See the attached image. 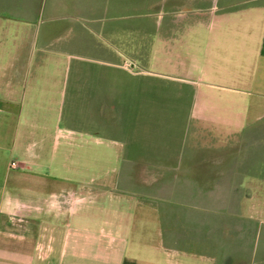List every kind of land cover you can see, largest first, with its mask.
<instances>
[{
	"label": "crops",
	"instance_id": "obj_1",
	"mask_svg": "<svg viewBox=\"0 0 264 264\" xmlns=\"http://www.w3.org/2000/svg\"><path fill=\"white\" fill-rule=\"evenodd\" d=\"M196 41L200 79L247 91L215 115L229 142L202 186L230 193L202 228L112 197L78 151L118 135L136 161L126 107L153 105L160 76L197 85L174 49ZM0 264H264V0H0Z\"/></svg>",
	"mask_w": 264,
	"mask_h": 264
},
{
	"label": "rangeland",
	"instance_id": "obj_2",
	"mask_svg": "<svg viewBox=\"0 0 264 264\" xmlns=\"http://www.w3.org/2000/svg\"><path fill=\"white\" fill-rule=\"evenodd\" d=\"M189 45L190 55L184 48ZM174 49L180 52L184 66L195 74L197 85L190 87L189 83L183 82L177 75L169 78L160 76L156 80L153 105H147L145 100L140 106L126 107L125 113L137 121L122 122V129H131L130 126H133L132 130L142 135L128 139L129 146L139 149L137 155H132L138 157H134L137 162L129 154L121 153L119 149L126 139L118 135L110 139L112 143L106 138L96 139L94 143L90 142L92 148L78 151L82 154L81 162L93 166L97 172H104L105 183L109 179L107 184L110 185L106 188H110L112 197L121 195L127 187V193L140 201V210H149L151 205L162 204L183 217L185 225L182 222L181 225L184 227L189 225L202 228L203 213L211 214L205 207L219 204L216 199L225 197L224 190L228 192V196L230 193L229 186H202L204 163L209 164L217 157L210 148L229 142V138H222L221 122L215 115L225 116L230 113L232 101L245 99L247 91L234 93L221 88V85L227 84H221L222 80L217 82L212 73H207L203 80L200 79L198 74L202 69V42H176ZM239 52L242 53L241 49ZM240 69L244 71L245 67L240 66ZM233 70H237V65ZM241 75L245 77V74ZM226 99L229 100V105L225 103ZM82 109L83 107H79L80 112ZM128 114L126 119L129 118ZM201 146L205 148L202 150ZM151 147L155 152L153 158L140 153L151 151ZM213 219L215 218L205 219L209 229L215 227L210 224ZM229 222L228 216L226 231L231 238Z\"/></svg>",
	"mask_w": 264,
	"mask_h": 264
}]
</instances>
